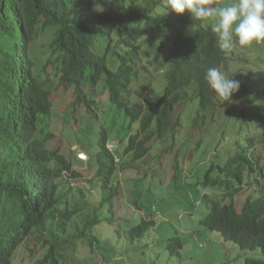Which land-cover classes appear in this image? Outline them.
I'll return each instance as SVG.
<instances>
[{
    "label": "trees",
    "instance_id": "1",
    "mask_svg": "<svg viewBox=\"0 0 264 264\" xmlns=\"http://www.w3.org/2000/svg\"><path fill=\"white\" fill-rule=\"evenodd\" d=\"M97 4L103 12L95 10ZM146 37L150 43L157 40L160 53L166 50L167 70L160 97L145 102L135 99V93L140 73L150 72L141 50ZM110 56L118 60L116 70L108 65ZM229 57L219 49L210 25L194 20L187 10H167L165 0H0V264H14L19 247L32 237L46 248L33 264H59L63 246L86 236L101 217L112 221L117 158L126 156L123 171L136 166L150 152L151 142L177 134L184 114L179 105L196 98L194 123L216 121L219 98L204 77L209 67L221 68ZM103 76L110 101L124 110L130 127L137 128L117 154L109 147L103 123L96 179L87 180L90 188L73 183L81 174L47 148L52 84L72 89L75 101L89 107L90 118H99L97 96L91 95ZM245 79L238 81L248 88ZM262 103L264 148V93ZM255 139L249 137L246 146L235 147L224 163L206 172L204 184L215 193L205 195L210 211L201 220L242 249L260 248L262 258L250 256L246 264H264V195L252 194L264 188V167ZM215 168L218 174L212 177ZM251 174H256V182ZM250 180L258 187L240 205L235 196ZM155 225L154 219H142L130 232L141 237Z\"/></svg>",
    "mask_w": 264,
    "mask_h": 264
},
{
    "label": "rangeland",
    "instance_id": "2",
    "mask_svg": "<svg viewBox=\"0 0 264 264\" xmlns=\"http://www.w3.org/2000/svg\"><path fill=\"white\" fill-rule=\"evenodd\" d=\"M205 25L210 23L205 21ZM148 40L146 37L141 41V50L150 72L140 73L135 93V99L145 102L160 97L167 70L166 50L160 53L157 40L151 43ZM227 55L231 57L220 69L237 81L243 82L246 77L249 87L240 83L239 91L233 93L230 101L219 98L214 122L194 123L198 98L179 105L178 111L184 114L176 135L151 142L148 155L133 168L123 171L126 156L118 157L114 175L118 193L113 199V220L101 217L97 227L88 229L86 236L63 246L59 264H246L250 256L262 258L260 248L242 249L201 224L210 211V201L205 195L210 197L215 193V188L204 184L205 174L212 165L224 163L235 147L246 146L248 138L255 137V150L264 167L259 127L263 103L259 104L264 93V44L241 47L237 43ZM108 65L116 70L118 60L110 56ZM52 85L54 111L47 148L64 156L81 174L73 183L92 188L87 180L96 179L98 140L103 123L110 134L109 147H115L117 154L122 153L137 125L131 128L124 110L110 101L105 76L91 95L97 96L99 118H90L89 107L75 101L72 89L57 87L56 81ZM80 152L87 153L89 160L77 159ZM217 172L215 168L211 176L216 177ZM250 176L256 182V174ZM252 180L250 185L243 184L235 196L240 205L258 187ZM261 184L264 187V179ZM93 194L101 196L98 189H93ZM252 194L254 198L264 195V188ZM142 219H154L156 225L144 236L131 234L132 226L136 227ZM93 237L96 239L92 242ZM38 239L28 238L19 247L14 264H33L44 255L46 248L36 244Z\"/></svg>",
    "mask_w": 264,
    "mask_h": 264
},
{
    "label": "clouds",
    "instance_id": "3",
    "mask_svg": "<svg viewBox=\"0 0 264 264\" xmlns=\"http://www.w3.org/2000/svg\"><path fill=\"white\" fill-rule=\"evenodd\" d=\"M165 7L177 14L187 10L194 20L208 21L219 49L225 54L237 43L241 47L264 44V0H230L227 3L224 0H165ZM95 10L104 11L99 4L95 5ZM204 78L223 102L230 101L240 88L239 81L218 67H209Z\"/></svg>",
    "mask_w": 264,
    "mask_h": 264
},
{
    "label": "built area",
    "instance_id": "4",
    "mask_svg": "<svg viewBox=\"0 0 264 264\" xmlns=\"http://www.w3.org/2000/svg\"><path fill=\"white\" fill-rule=\"evenodd\" d=\"M80 159L82 160H88V156L86 153L84 152H80V154L78 155Z\"/></svg>",
    "mask_w": 264,
    "mask_h": 264
}]
</instances>
